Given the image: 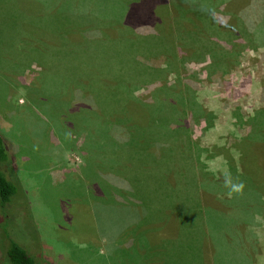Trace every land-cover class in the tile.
Instances as JSON below:
<instances>
[{"label": "rangeland", "instance_id": "1", "mask_svg": "<svg viewBox=\"0 0 264 264\" xmlns=\"http://www.w3.org/2000/svg\"><path fill=\"white\" fill-rule=\"evenodd\" d=\"M31 1L42 3L44 10L28 17L19 9L18 0H0V134L12 156L13 174L21 188L8 202H0V264H6L1 245H7V235L39 264H139L142 253L144 264H264V193L254 190L245 176L234 178L243 185L240 193L247 203L241 210L250 220L245 231L248 240L243 245L213 243L197 227L174 237L169 220L177 215L173 211H151L153 216L141 221L140 227L146 229L142 236V230L132 226V220L138 219L143 208L132 212L111 205V198L90 185L81 150L84 133H74L71 120L83 103L68 104L66 101L72 100L66 92L72 88L88 92L99 84L82 71L72 69L62 58V48L57 50L49 37L36 30L41 17L66 21L72 17L83 19L84 14L71 9L77 6L75 0ZM245 1L226 0L221 8L208 9V19L223 36L210 31L207 35L198 34L203 56L195 58L198 46L188 43L180 47L181 54L188 58L179 60L176 66H169L160 54L135 55L148 66L168 69L154 77L152 83L137 84L135 95L146 98L157 84L176 89V80L182 79L194 88L206 111L212 112L210 124L201 118L189 125L188 134L200 148L202 170L208 172L205 176L215 178L238 168L234 145L246 136L252 125L250 118L264 109V35H243L228 23L238 12L245 11ZM158 2L132 1L134 8H129L124 21L140 32L149 31L152 21L160 16L168 24L174 8L168 7L167 13L163 9L160 15L153 13ZM212 53L215 58L210 57ZM66 73L71 76L66 75L69 84L60 78ZM113 74L102 77L114 81ZM257 146L256 158L251 157L264 163V139ZM225 154L234 160L229 161ZM177 168L180 170L181 166ZM169 180L178 186L175 175L170 173ZM206 196L204 200L217 205L214 197L208 200ZM249 199L258 201L260 207H251ZM197 237L202 241L195 242ZM168 241L172 243L164 250ZM137 246L141 248L139 254Z\"/></svg>", "mask_w": 264, "mask_h": 264}, {"label": "trees", "instance_id": "2", "mask_svg": "<svg viewBox=\"0 0 264 264\" xmlns=\"http://www.w3.org/2000/svg\"><path fill=\"white\" fill-rule=\"evenodd\" d=\"M18 1L19 9L27 16L44 10L40 2ZM132 1L75 0L73 3L77 6H71V9L81 11L83 19L72 17L59 21L41 17L40 25L36 27L53 41L57 50L62 48V58L72 69L82 71L83 75L99 84L88 92L75 88L66 92L70 94L67 98L72 100L66 101L68 104L83 103L79 111L72 114L71 120L74 133H84L81 150L85 154L90 185L111 198V205L132 212L143 208V212L138 213V219L132 220V226L140 227L144 218L153 216V210L156 213L173 211L177 215L169 220L173 224L174 237L178 234L181 237L191 227H197L201 233L209 235L213 243L243 245L242 242L248 240L245 231L250 220L243 216L241 206L247 203V199L240 191H233L227 181L238 185L237 180L245 176L254 190L257 188L264 193V163L260 158L255 161L251 157L256 158L257 145L264 139V109L250 118L252 125L246 136L234 145L238 168L215 178L205 176L208 172L202 170L200 148L188 134L189 125L201 118L208 124L211 122L212 112H207L200 104L194 88L180 79L176 80V89L164 84L155 85L146 98L135 95L134 91L137 84L152 83L154 77L168 70L139 62L135 58L137 53L143 56L160 54L169 66H176L179 60L184 62L188 58L181 54V48L188 43L198 46L195 58L203 56L205 52L198 45V34L207 35L210 31L218 35L220 32L208 19V9L221 8L226 0H159L153 13L157 11L160 15L163 9L167 13L168 7H173L170 11L173 15L168 16L166 25L161 16L160 19L158 17L146 32H140L130 22L124 21ZM245 3V11L238 12L228 23L240 34L250 32L261 37L264 35V0H246ZM221 30L230 31L229 28ZM182 39L187 42L181 43ZM210 57L215 58V53ZM215 64L216 60H213ZM112 74L116 76L114 81L102 77ZM66 75L69 76L66 73L60 78L69 84ZM66 94L61 97L65 99ZM225 157L231 162L234 160L229 154ZM11 161L12 156L0 134L1 204L21 190ZM177 165L181 166L180 170ZM193 166L196 171H193ZM170 173L175 175L178 186L170 183ZM230 176L233 180L229 179ZM204 196L208 200L214 197L217 205L204 200ZM248 202L251 207H260L258 201L249 199ZM140 230L144 236L146 229L144 231V227H140ZM5 239L8 243L1 248L6 264H39L12 237L7 235ZM200 239L197 237L195 242ZM171 243L168 241L164 250ZM140 249L136 247L138 254ZM142 256L138 258L139 264L145 263L141 260Z\"/></svg>", "mask_w": 264, "mask_h": 264}, {"label": "clouds", "instance_id": "3", "mask_svg": "<svg viewBox=\"0 0 264 264\" xmlns=\"http://www.w3.org/2000/svg\"><path fill=\"white\" fill-rule=\"evenodd\" d=\"M227 184L231 185V188L233 191H240V189H242L243 185H236V184H231V181H227Z\"/></svg>", "mask_w": 264, "mask_h": 264}]
</instances>
